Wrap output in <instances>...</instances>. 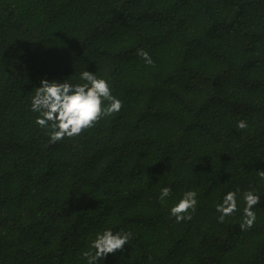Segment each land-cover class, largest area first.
<instances>
[{"label": "trees", "instance_id": "trees-1", "mask_svg": "<svg viewBox=\"0 0 264 264\" xmlns=\"http://www.w3.org/2000/svg\"><path fill=\"white\" fill-rule=\"evenodd\" d=\"M85 70L123 106L51 144L35 89ZM258 171L264 0H0V264H87L105 230L131 236L98 264H264ZM230 191L238 210L220 223ZM246 191L261 199L242 231Z\"/></svg>", "mask_w": 264, "mask_h": 264}, {"label": "clouds", "instance_id": "clouds-1", "mask_svg": "<svg viewBox=\"0 0 264 264\" xmlns=\"http://www.w3.org/2000/svg\"><path fill=\"white\" fill-rule=\"evenodd\" d=\"M136 54L144 59L147 65H153L151 57L143 49L137 50ZM79 78L83 83L70 84L67 80L63 82L42 80L41 86L35 89L30 110L38 113L35 123L47 131L51 144L64 138L73 139L80 136L95 127L102 118L118 113L123 106L122 101L112 95L105 79L97 78L86 70L80 73ZM105 101L108 102L107 106ZM237 127L245 129L247 124L240 121ZM257 175L264 181V171H258ZM170 194L171 188H162L161 202H164ZM196 195L195 191H187L179 202L171 207L170 215L175 217L177 223L191 220L190 210L192 212L196 210ZM242 199L245 207L240 228L242 231H247L256 221V214L252 209L260 203L261 198L254 191H246ZM237 210V192L230 191L224 196L223 202L216 206V211L221 214L218 218L219 222L223 223L226 216L232 215ZM130 236L129 232L113 234L111 230L103 231L90 245L95 251L83 253L87 264H98L107 255L122 250Z\"/></svg>", "mask_w": 264, "mask_h": 264}]
</instances>
